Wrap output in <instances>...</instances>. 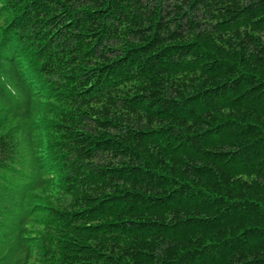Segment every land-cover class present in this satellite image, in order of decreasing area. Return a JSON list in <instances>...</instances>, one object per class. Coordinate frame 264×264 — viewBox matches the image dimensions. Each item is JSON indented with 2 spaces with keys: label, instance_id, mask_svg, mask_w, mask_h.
I'll use <instances>...</instances> for the list:
<instances>
[{
  "label": "trees",
  "instance_id": "trees-1",
  "mask_svg": "<svg viewBox=\"0 0 264 264\" xmlns=\"http://www.w3.org/2000/svg\"><path fill=\"white\" fill-rule=\"evenodd\" d=\"M0 264H264V0H0Z\"/></svg>",
  "mask_w": 264,
  "mask_h": 264
}]
</instances>
